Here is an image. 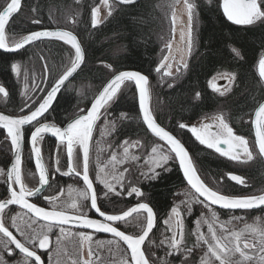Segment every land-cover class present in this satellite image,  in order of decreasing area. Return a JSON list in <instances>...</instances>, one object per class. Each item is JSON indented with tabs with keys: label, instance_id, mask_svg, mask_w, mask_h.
Here are the masks:
<instances>
[{
	"label": "trees",
	"instance_id": "obj_1",
	"mask_svg": "<svg viewBox=\"0 0 264 264\" xmlns=\"http://www.w3.org/2000/svg\"><path fill=\"white\" fill-rule=\"evenodd\" d=\"M9 1L0 0V11ZM99 1L24 0L20 11L7 27L6 38L10 44L12 40H18L38 29L66 28L79 37L85 50L84 64L52 105L55 111L52 112L50 109L52 115L49 116L47 113L45 116L48 118H43L41 121L55 123L57 126L64 125L69 119L87 109L99 89L111 76L125 69L137 70L149 77L151 109L155 119L185 144L194 158L199 175L208 186L232 196L252 195L264 191V161L256 151L251 131L252 112L264 99V80L260 78L257 68L259 56L264 50V22L258 21L254 25H236L225 16L221 0H193L198 18L196 49L188 61L184 74L172 84L160 85L156 79V68L159 64L161 42L168 33L170 35V25L164 22L159 9L163 0H140L129 5L116 3L112 14L93 27L92 10ZM73 57V49L56 40L37 42L14 54L0 51V86L7 93L0 103V110L13 115L29 112V109L24 107L27 103L21 95V84L13 72V64L21 65V71L28 76V84L44 88L35 103L32 102L33 109L53 82L70 66V60ZM221 71L234 74L232 88L224 96L217 95L208 85L209 79ZM78 85H85L88 88L79 95ZM22 108L23 111H21ZM219 111L224 112L227 122L236 134L248 137L251 142L255 158L251 162L253 164L248 163L243 167L247 186L239 187L226 178L228 172L237 171L240 165L238 166L234 160L220 156L212 149L199 145L187 128L179 127L181 123L190 127L191 123L201 116ZM103 117L114 121L111 133V138L114 140L113 150L125 140L139 139L146 145L152 140L161 143L142 124L137 109L135 89L131 83H126L121 88L118 99L108 108L107 113L101 115L98 123ZM32 128L30 126L25 129L26 138ZM95 134L91 143L90 157L93 152ZM44 142L45 159H52L55 156L59 164L64 165L65 171L67 161L64 145H61L59 151L55 148L56 144L52 139L45 138ZM77 151L80 153L81 167L78 171L81 172V150L77 148ZM117 155L118 160L113 161L110 158L109 161L111 162L109 167L114 171H117L121 162V167L125 166L127 170L131 169V164H136L137 160L131 159L129 153H125L123 158L118 153ZM10 157L9 140L5 132L0 129V170L2 172L7 168ZM25 159V170L30 179L28 186L34 188L37 185V178L34 175L29 152H26ZM73 162L77 165L75 155ZM169 167L170 171L167 172L156 169L161 174L158 178L151 180L131 169V178L125 177L126 184L133 181L144 193L142 197H137L135 194L129 196L124 190L119 192V195L113 192L105 196V192L96 185L98 204L105 213H119L139 202H147L153 207L157 215V224L144 246L150 264H182L185 259L196 260V247L190 256L182 253L169 256L167 255L169 246L161 244V231L164 229L162 219L173 207L176 193L182 188L188 189L176 163L170 162ZM90 174L95 181L92 170ZM70 180L73 179L70 177L60 181L59 177L53 178L50 181L51 186L47 187L43 196L55 195ZM189 191L196 197L190 189ZM84 203L89 207V200ZM36 204L50 207L45 200ZM9 210L12 212L13 208ZM215 210L220 221L230 225L264 217V208L233 212ZM19 212L23 213V211ZM198 215V211L194 210L186 218L185 239L182 247H193L196 244V238L191 233L194 231V222ZM234 216H242L244 219L234 220L232 219ZM133 217L116 226L126 233L140 234L141 229ZM35 224L40 223L35 220ZM93 236L106 242L111 241L110 243L119 245L127 253L123 245L114 238L97 234Z\"/></svg>",
	"mask_w": 264,
	"mask_h": 264
},
{
	"label": "snow or ice",
	"instance_id": "obj_2",
	"mask_svg": "<svg viewBox=\"0 0 264 264\" xmlns=\"http://www.w3.org/2000/svg\"><path fill=\"white\" fill-rule=\"evenodd\" d=\"M188 9V49L191 51L193 47V9L194 4L188 3L185 0ZM107 3V0H105ZM120 3L130 4L134 3V0H120ZM21 7V0H10L6 7L0 11V50L9 52H15L23 49L26 45L32 44L35 41H41L43 39H54L63 41L65 44L71 45L74 49V57L70 60V66H68L62 75L51 85L50 90H47L46 95L42 98V102L38 107L32 110L30 104H25L24 107L29 109L30 114L19 115L13 117L11 115L0 114V127L7 130V136L11 138V143L15 149V161L11 165L10 171L7 172L8 181V193L9 195L0 200V213L4 212V209L8 205H19L22 209H26L28 213H31L34 217L45 221V229L39 233H33L31 236H26V243L21 242L13 235L9 228L5 226V221L0 217V233H2L8 239L0 241L3 249L7 251L8 255H12V249L8 246L14 244L15 248L20 253L24 254L27 258H33L35 264H42L41 256L37 255L35 249L47 250L50 246V234L54 229H58L60 234H65L68 230L66 225H74L82 229H93L97 233H110L114 237L123 241L127 248L130 250L131 264H149V259L146 258L145 252L141 250V246L145 243V240L149 237V233L152 232L155 225L156 214L153 207L147 202H139L128 211H124L122 214H106L97 205L98 193L93 188V182L89 178V164H90V141L96 122L100 119L101 115L107 113L108 108L116 102L118 94L121 93L122 85L125 82H132L135 89L138 92L139 108L143 115V122L147 125V128L154 134L155 137L163 141L164 144L159 146L160 155L151 161L149 171L142 173L146 179H156L161 174L156 169H161L162 172L170 171L169 163L178 162L187 184L194 190L197 197H194V202L201 204L204 208H207L211 212V222L207 219L204 223L208 225L207 235L200 230L201 221L195 222V230L191 233L196 238V244L193 247H182L184 239V221L182 218L181 210L177 207L171 208V216L169 220L174 219L175 229L169 243V252L167 255L172 256L177 253H182L185 256H190L193 253L195 247H199L200 244L207 246V251L202 259L201 264H213V261L219 262V264H244V262L252 261L253 257L248 255L245 249H255L257 244L244 241L243 247H241V238L244 235L243 232L232 231L227 227L226 222H221L217 211L212 206H218L224 210H250L264 206V194L262 195H248L243 197H236L229 194H224L219 190L206 185V183L198 175V169L195 165V161L185 144L181 139L171 134V132L161 127L155 120L152 110L149 107L150 101V83L147 75L140 72H126L121 71L115 74L114 77L107 83L103 90L95 97L94 102L91 104L90 109L86 114H80L77 118L67 123L63 128L56 126L55 123H43L39 117H44L45 113L49 116L55 109L52 108L54 101L57 100L58 94H61L62 87L73 76V74L81 67L85 61V50L82 48L80 41L70 31L63 30H43L35 31L28 35L23 36L21 39L14 40L11 44L5 38V27L9 22L10 17L16 13ZM223 12L227 19L236 25H254L256 22H264V0H223ZM111 14V13H109ZM39 23V21H34ZM99 23L98 9H94L92 12V24L95 27ZM183 39V35L181 37ZM234 51H236L234 49ZM237 55L239 52L237 51ZM168 57H164V61H167ZM160 67H164L162 62ZM160 67L156 69L160 71ZM187 68V64H184ZM12 68L15 72H19V65L13 64ZM171 69V65H168ZM47 71V67L45 69ZM180 69L177 68V72ZM259 76L264 80V57H261L258 63ZM166 76L172 75L171 71L164 73ZM171 86V85H170ZM38 87V86H37ZM218 90V89H217ZM0 93L7 95L5 89L0 87ZM29 100L32 97H28ZM35 103V101H32ZM52 109V112L49 110ZM104 110L102 113L101 110ZM23 111V108L21 109ZM35 122V123H33ZM26 125H31L34 131L30 133L31 152L35 157V167L39 172V185L40 187L30 189L25 183V179L21 176V154L20 149L24 139V132ZM255 126V147H258L259 154L264 155V103H260L255 110V119L253 120ZM181 129L187 128L188 131L195 138V141L199 145L205 146L207 149H212L215 153H218L222 157H227L230 160H239L243 154L248 159L252 158V151L249 148L248 140L234 133L233 128L227 122L223 115L215 118L213 124H201L198 126H188L186 124H179ZM50 133L55 137L60 145H66L68 156V172H64L63 175H69L75 173L79 176L81 173L77 170V167L73 166V158L77 165L80 163V153L77 148L82 150V169H83V182L86 185V190L80 193L81 203L73 202L70 208L77 211V214H69L68 208L61 204L54 202L53 198L45 197L46 200L52 204V210H47L44 207L37 206L36 203H30L27 197H39L42 194L44 186H51L49 180V173L42 163V154L40 148V142L44 139V134ZM127 144V141L125 142ZM139 146V142L133 144V147ZM158 148L153 146L151 153H157ZM124 152H128V148H124ZM133 160L140 159L139 156H133ZM112 160L116 161L115 155L112 156ZM57 171H60L57 168ZM103 171V170H102ZM127 171V169H125ZM2 172V170H0ZM112 181H115L121 188L127 191L129 196L135 194L137 197L144 196V193L139 187L125 186L123 173H112ZM230 179L237 183H244L243 179L236 175L230 174ZM97 180L103 184L107 192L115 190V184L108 180L107 176L97 175ZM12 183L18 184L19 191H16L12 187ZM119 195V193H117ZM202 197L203 199H199ZM90 200L91 209L103 217V221L100 219H92L87 215V205L83 201ZM192 208L190 206L185 207L186 213H191ZM133 213L136 215L133 217ZM146 213V216L144 215ZM133 217V220L140 227L142 234H125L124 231L119 230L118 227L113 226L115 222L126 221V218ZM12 227L21 231L16 224V217L12 218ZM234 220H243L244 217H232ZM259 219V218H257ZM168 223V221H165ZM264 225V221H261ZM217 226L219 227V234L217 232ZM171 231L172 229L169 228ZM252 233L259 236V264H264V226L251 228ZM21 235H25L21 231ZM76 235L80 238L81 247L84 242H91L93 240L92 234L84 231H79ZM61 238L57 236V241ZM111 242V241H110ZM164 241H161L163 244ZM32 246L30 250L29 246ZM236 254H239L243 260L235 259ZM89 257L96 255V252L91 246L88 249ZM59 256V252L57 253ZM51 264V254H50ZM0 264H7L3 255H0ZM24 264H28V260H25ZM56 264H60L59 260ZM71 264H78L76 259H72ZM83 264H89V261H84ZM122 264H129L128 260H124ZM182 264H190L185 259Z\"/></svg>",
	"mask_w": 264,
	"mask_h": 264
},
{
	"label": "rangeland",
	"instance_id": "obj_3",
	"mask_svg": "<svg viewBox=\"0 0 264 264\" xmlns=\"http://www.w3.org/2000/svg\"><path fill=\"white\" fill-rule=\"evenodd\" d=\"M187 2L194 4L193 0H187ZM115 7H116V2L114 0H107V3H105V0H100L99 3L93 8V10L98 9V19H99L98 24L106 20L112 14ZM159 9L162 13L164 22H166V24L169 23L170 25V35L168 33L167 37H164L163 41L161 42L159 64L157 68L160 67L162 62L164 63V67H160V71L156 73V79L160 85H164V84L169 85L174 83V81H176L184 74L186 70L184 64L186 63L188 66V61L196 49V29L198 26V18H197L196 9L194 7L193 31H192L193 47L191 51H189L188 35H187L188 9L185 0H163L160 4ZM182 35H183V39L181 38ZM165 56L168 57L167 61H164ZM261 57H264V50L259 56V60ZM15 64L19 65V72L17 73L14 70L13 72L15 76L19 79V82L21 84V95L25 100V102L31 105L32 101L33 100L35 101L38 98V96L42 92V89L44 88L43 86H39L40 88H38L37 85L33 86L28 84L27 74L21 71L22 67L19 63H15ZM169 64L171 65V69L168 68ZM177 68L180 69L179 72H177ZM166 71H171L172 75L170 76L164 75ZM219 81H223L222 86L218 85ZM233 83H234V74L226 73V72H218L214 74L213 77L210 78L208 81L209 87L213 91H215L217 95L220 96H224L225 94H227L231 90ZM87 88L88 87L85 85H78L77 93L81 95L85 92ZM5 96H6L5 94L0 93V103L2 102ZM29 96L32 97L31 100L28 99ZM221 115H223L227 120L224 112L219 111V112L208 113L201 116L199 119L191 123V126L195 125L199 127L201 124H213L215 122V118ZM113 128H114L113 120L107 117H103L99 121L95 131L96 138L94 140L93 152L90 157L89 166H91L90 170L94 172V179L97 187L102 189L104 192H107V189H105L103 184H101L97 180V175H101V176L106 175L108 180L116 185L115 190L113 191L114 193L123 192V190L127 193V191L121 188L118 183L112 181L111 174L114 172L123 173L125 186L131 185L136 187V184L133 181L126 184L127 178H131V172H132L131 169H133L136 172H140L141 174L148 172L149 167L151 165V161L160 155L159 146L162 145V143L152 140L148 145H146L145 143H143V141L139 139L125 140L119 145L117 149L113 150L114 140L111 138V133L113 131ZM126 141L127 144L125 143ZM136 142H139V146L133 147V144H135ZM153 146L158 148V151L155 154L151 153V148ZM125 147L128 148L127 153H129L131 157L139 156L140 159L136 161V164L133 165L131 164V169H128L127 171H125L126 168L125 166H124L125 168L123 166L121 167L122 162L119 163L120 166L118 167L117 171L116 170L114 171L113 169L110 168L111 167L110 165L111 162H109L110 158H112V156L115 155L118 160L119 156L117 155V153L123 158V155L125 154L124 152ZM249 148L252 149L251 146H249ZM139 161L141 162L138 164ZM45 162L47 163L49 169L53 170L54 172L57 171V168H59L60 171L64 168V165L59 164L55 156L52 159L46 158ZM76 167L77 170L81 169L80 165H76ZM1 174L2 172H0V175ZM125 177L127 178L125 179ZM84 190L86 189L82 188L79 184H76V182L73 184H69L68 186L66 185L63 187V189L59 190L58 193H55L59 195L56 197L57 199L55 198L54 202L65 206L66 208H68V211L75 213L77 211L71 209L70 205L73 202H76L78 204L81 203L80 193ZM113 192H109V193H113ZM84 202L86 201H83V203ZM50 206H52V204H50ZM186 206H190L192 208L191 213L194 210L198 211L199 215L196 218L195 222L197 220L201 221L200 230L207 235L208 225L204 223V220L207 219L209 222H211V212L207 208H204L201 204L194 202V196L189 191V188L188 189L182 188L175 195L173 207H177L178 209L181 210L182 218L184 221V239H185V220L191 214L185 212ZM88 213H89V207L87 206V214ZM171 215H172L171 211H169L167 215L162 219V226L164 229H162L161 231V237H162L161 241H164V244L167 246H169L168 241L171 239L173 232L176 231L174 219L169 220V217ZM13 216L16 217V224L19 227V229L24 232L25 235H21V231H18L17 228L14 229L17 231L18 235L25 243H26V236H31L33 233H39L45 229V226L43 225L39 226L38 224H35L34 220H30V218L20 213L19 211L15 212L13 215H10L9 218L7 219V221L11 224V226H12L11 218ZM257 218H252L251 220L246 222L241 221L236 223L235 225L227 224V227L230 230L244 233V235L241 238V247H243V243L245 240H247L249 243L257 244V247L255 249L244 250L248 255L253 257L252 261L244 262V264H259L258 257L259 255H261L258 246L259 236L258 234L252 233L251 228L264 226L261 224V221H264V217H257ZM165 221H168V223H165ZM169 228H171L172 230L170 231ZM67 230L68 231L65 234H60L58 229H54L53 230L54 232L50 234V246L46 250V256H47L46 264H50V259H49L50 254H51V264H56L57 260H59L60 264H71L72 259H76L78 261V264H83L84 261H89V264H122L124 260H128L129 264H131L128 254L123 249H121L119 245L115 243L113 244L110 242H106L99 238H95L92 233L86 232L92 234L93 240L91 242H84L81 247L80 238L76 235V233H78L79 231L72 229H67ZM217 232L219 234L218 226H217ZM58 235L61 236L59 241H57ZM5 240L6 239H4L3 236L0 234V241H5ZM89 246L93 248V250L96 252V255L89 257L88 255ZM8 247L12 249L10 245ZM206 251H207L206 245L200 244L199 247H196L195 248L196 260L194 259L188 260L190 264H201ZM58 252H59V256H57ZM0 255H3L4 260L7 262V264H24L26 260L20 257L16 258V260L12 259L11 257L13 255V250H12V255H8L7 251L3 249L2 245H0ZM234 258L239 259L240 258L239 254H236V257ZM213 264H219V262L213 261Z\"/></svg>",
	"mask_w": 264,
	"mask_h": 264
},
{
	"label": "water",
	"instance_id": "obj_4",
	"mask_svg": "<svg viewBox=\"0 0 264 264\" xmlns=\"http://www.w3.org/2000/svg\"><path fill=\"white\" fill-rule=\"evenodd\" d=\"M23 1L24 0H21V6H22V3H23ZM116 3H118V4H121V5H129V4H123V3H120V0H114ZM140 0H134V3H136V2H139ZM10 2V1H9ZM8 2V3H9ZM134 3H130V4H134ZM7 5V4H6ZM6 5L4 6V7H6ZM222 5H223V0H222ZM4 7L1 9V11L4 9ZM20 9H21V7H20ZM20 9L16 12V13H14L13 15H12V17H10V19H9V22H8V24L6 25V27H5V38H6V31H7V27H8V25H9V23H10V21L13 19V17L20 11ZM43 30H50V31H54V30H63V31H70V32H72L76 37H77V39L80 41V39H79V37L73 32V31H71V30H69V29H66V28H43V29H38V30H35V31H43ZM35 31H32V32H35ZM32 32H30V33H32ZM30 33H28V34H30ZM28 34H26V35H28ZM25 36V35H24ZM23 37V36H22ZM21 37V38H22ZM20 38V39H21ZM6 40H7V38H6ZM46 40H50V39H43V40H41V41H46ZM52 40H54V39H52ZM41 41H35V42H33L32 44H35V43H37V42H41ZM56 41H59V40H56ZM60 42H63V41H60ZM64 43V42H63ZM81 43V42H80ZM32 44H29V45H26L23 49H25V48H27L28 46H30V45H32ZM68 45V44H67ZM70 47H71V45H69ZM81 46H82V44H81ZM72 48V47H71ZM82 48H83V46H82ZM23 49H20V50H17V51H15V52H9V51H5V50H0L1 52H3V53H8V54H14V53H17V52H19V51H21V50H23ZM73 52H74V49H73ZM84 64V63H83ZM82 64V65H83ZM82 65H81V67H82ZM80 67V68H81ZM79 68V69H80ZM79 69H77V71L73 74V76L69 79V81H67L66 82V84H65V86L64 87H62V90L66 87V85L70 82V81H72V79L75 77V75L77 74V72L79 71ZM121 71H126V72H140V71H137V70H132V69H125V70H121ZM121 71H119V72H121ZM119 72H117V73H115V74H118ZM141 74H143L142 72H140ZM114 74V75H115ZM62 75V74H61ZM114 75L113 76H111L104 84H103V86L99 89V91L97 92V94L94 96V98L92 99V101L90 102V104L88 105V107H87V109L83 112V113H80V114H86L87 113V111L90 109V107H91V104L94 102V99H95V97L96 96H98L99 95V93L103 90V88L107 85V83L108 82H110V80L114 77ZM145 75V74H144ZM59 78V77H58ZM57 78V79H58ZM56 79V80H57ZM55 80V81H56ZM55 81L53 82V84L55 83ZM223 81H219V83H222ZM126 83H131L132 85H133V87H134V84L132 83V82H125V84ZM124 85H122V87H123ZM51 87V86H50ZM50 87H49V89L48 90H50ZM134 89H135V87H134ZM62 90H61V92H62ZM47 92V91H46ZM135 94H136V101H137V109H138V113H139V116H140V119H141V121H142V124L144 125V127H145V129L153 136V137H155L154 136V134H152L151 133V131L147 128V125L143 122V115H142V113L140 112V108H139V97H138V92H137V90L135 89ZM46 95V93L43 95V97ZM59 95V94H58ZM42 97V98H43ZM42 98H41V100L38 102V104L35 106V107H38V105H39V103L40 102H42ZM55 102V101H54ZM260 103H264V99L263 100H261L259 103H258V105L255 107V109L253 110V112H252V116H251V131H252V139H253V141H254V145H255V126L253 125V120L255 119V110H256V108L259 106V104ZM54 104V103H53ZM35 107L32 109V110H34L35 109ZM149 107H150V109H151V98H150V101H149ZM103 110V109H102ZM102 110H101V112H102ZM152 110V109H151ZM0 114H2V115H11V116H13V117H16V116H19V115H13V114H10V113H7V112H4V111H2V110H0ZM25 114H30V112H27V113H25ZM47 113H45L44 114V116L46 115ZM80 114H78V115H76V116H74L73 118H71V119H69L64 125H62V126H58V127H61V128H63V127H65L66 125H67V123H69L70 121H72V120H74L75 118H77ZM21 115H24V114H21ZM44 117L42 116V117H39L38 119H40V120H42ZM155 118V117H154ZM156 120V119H155ZM156 122L161 126V127H164V126H162L157 120H156ZM33 123H35V122H33ZM43 123H46V122H43ZM97 124H98V121L96 122V125L94 126V130H93V134H92V139H93V136H94V133H95V130H96V127H97ZM31 125H26V126H24L25 127V129L26 128H28V127H30ZM57 126V125H56ZM165 128V127H164ZM0 129H2L4 132H5V134H6V136H7V130L6 129H3L2 127H0ZM165 130H167V131H169L168 129H166L165 128ZM31 131H34V128H32V130ZM169 132H171V131H169ZM31 133V132H30ZM171 134H173L172 132H171ZM174 135V134H173ZM174 136H176V135H174ZM44 137H46V138H49V139H52L56 144H59V142H58V140L55 138V137H53L50 133H46V134H44ZM177 137V136H176ZM7 138H8V140H9V143H10V147H11V157H10V161H9V164H8V166H7V168H6V170H5V185H6V187H7V190H8V183H10L9 181H8V177H7V172L8 171H10V169H11V165L14 163V161H15V149H14V147H13V145H12V143H11V138L10 137H8L7 136ZM156 139H158L159 140V138H157V137H155ZM178 138V137H177ZM92 139H91V141H90V144H89V147H90V150H91V143H92ZM179 139V138H178ZM160 141V140H159ZM162 144H164V142L163 141H160ZM24 145H25V135H24V139H23V143H22V145H21V149H20V154H21V161L23 160V148H24ZM28 146H29V149H30V152H31V143H30V134H29V137H28ZM64 147H65V156H66V161H67V172H68V156H67V150H66V145H64ZM256 148V151H257V153L259 154V150H258V147H255ZM41 154H42V152H41ZM81 156H82V150H81ZM259 156H260V158L264 161V155H260L259 154ZM31 160H32V165H33V167H34V170H35V173H36V176H37V185L34 187V188H31V189H35V188H38V187H40V185H39V172H38V170L36 169V167H35V157H34V154H32V152H31ZM42 163L44 164V166H45V168L47 169V166H46V163H45V161H44V158H43V155H42ZM176 165H177V167H178V169H179V172H180V174H181V176H182V179H183V181H184V183H185V185L194 193V190H192L191 189V187H190V185H188L187 184V181H186V179L184 178V176H183V173H182V171H181V169L179 168V164H178V162H176ZM74 166V165H73ZM21 168H22V163H21ZM47 171H48V169H47ZM48 173H49V171H48ZM69 175H71V176H75L76 178H78L80 181H81V183L84 185V187L86 188V185L84 184V182H83V179H82V176H83V169L81 170V174L79 175V176H77L75 173H70ZM198 175H199V173H198ZM231 175H235V174H231ZM21 176H22V171H21ZM201 177V176H200ZM89 178H90V180H92L91 179V177H90V174H89ZM228 178L230 179V174L228 175ZM202 179V178H201ZM49 180H50V174H49ZM203 180V179H202ZM231 180V179H230ZM233 181V180H232ZM92 182H93V180H92ZM14 185H15V187L13 186V183H12V187L16 190V191H19V185L18 184H15L14 183ZM207 185V184H206ZM208 186V185H207ZM47 187L48 186H44V188H43V190H42V194L45 192V190L47 189ZM210 187V186H209ZM93 188L96 190V186H95V184H94V182H93ZM97 191V190H96ZM262 194H264V191H262V192H260V193H257V194H252V195H262ZM8 195H9V193H8ZM194 195H196V197L198 196V194H195L194 193ZM243 196H248V195H243ZM243 196H236V197H243ZM36 197H27V199H28V201L30 202V203H34L33 202V200L35 199ZM199 199H203L202 197H200ZM137 204V203H136ZM136 204H134V205H132L131 207H129V208H127L126 210H124V211H128L130 208H132V207H134ZM97 205H98V207H99V204H98V201H97ZM37 206H39V207H44V206H40V205H38L37 204ZM89 206H90V200H89ZM10 207H13L14 209H18V210H21V211H23V212H25L26 214H28L30 217H32L33 219H35V220H37V221H39V222H41V223H44V224H46V222L45 221H42V220H40V219H38V218H36V217H34L31 213H28L27 212V210L26 209H22L19 205H8L5 209H4V211L5 210H7L8 208H10ZM214 209H217V210H222V211H230V210H224V209H220V208H218V206H212ZM44 208H46L47 210H52V208H48V207H44ZM262 208H264V206H261V207H259V208H254V209H250V210H235V211H255V210H259V209H262ZM90 211H91V215H88V217L89 218H92V219H100V220H102L103 221V217H100L99 216V214L95 211V209H91V207H90ZM124 211H122V212H119V213H114V214H122ZM231 212H233V211H231ZM154 213H155V211H154ZM1 214L2 213H0V217H1ZM69 214H71V215H75V214H77V213H74V212H70L69 211ZM106 214H112V213H106ZM156 214V213H155ZM134 215H136L135 213H133V216ZM145 216H146V213H145ZM132 217H128V218H126V221L127 220H129V219H131ZM122 222H125V221H121V222H115L114 224H113V226H116V224H118V223H122ZM156 224H157V215H156V219H155V225H154V227H153V230L155 229V226H156ZM117 227V226H116ZM65 228H67V229H72V230H78V231H84V232H89V233H93V234H97V235H100V236H104V237H112V238H114L115 240H117L119 243H121L122 245H123V247L126 249V251H127V254H128V257H129V260H130V250L127 248V245L123 242V241H121V240H119V238H117V237H114L112 234H110V233H97V232H95V230H93V229H82V228H79V227H77V226H74V225H66L65 226ZM119 230H121L120 228H119ZM153 230H152V232H153ZM9 231H11L12 233H13V235L14 236H16V238L17 239H19L18 237H17V235L12 231V230H10L9 229ZM121 231H123V230H121ZM125 232V231H124ZM152 232L151 233H149V237L151 236V234H152ZM2 234V233H1ZM125 234H129V233H126L125 232ZM140 234H142V232H140ZM3 235V234H2ZM4 236V235H3ZM5 237V236H4ZM149 237L145 240V243L141 246V250L142 251H144V246H145V244H146V242L148 241V239H149ZM6 239H8L7 237H5ZM20 240V239H19ZM13 246H14V248H15V245L14 244H12ZM16 249V248H15ZM30 250H31V248H30ZM16 251L18 252V253H20L19 252V250L18 249H16ZM145 252V251H144ZM21 255H23L24 256V254H22V253H20ZM37 255H39L38 253H37ZM145 256H146V254H145ZM146 258H147V256H146ZM30 260H32L34 263H35V261H34V259L33 258H29ZM41 261H42V264H45V261L42 259V257H41ZM130 263H131V261H130ZM149 264H150V262H149Z\"/></svg>",
	"mask_w": 264,
	"mask_h": 264
},
{
	"label": "flooded vegetation",
	"instance_id": "obj_5",
	"mask_svg": "<svg viewBox=\"0 0 264 264\" xmlns=\"http://www.w3.org/2000/svg\"><path fill=\"white\" fill-rule=\"evenodd\" d=\"M222 1V0H221ZM221 72H226V73H230V72H227V71H221ZM218 73V72H217ZM213 77V76H212ZM211 77V78H212ZM214 85H215V83H214ZM218 85L219 86H222L223 85V82L222 83H218ZM211 89V88H210ZM212 90V89H211ZM213 91V90H212ZM213 92H215V91H213ZM234 131V130H233ZM31 132V131H30ZM30 132H29V134H30ZM234 133H235V131H234ZM29 134L27 135V138L25 137V145H24V148H23V160H22V168H21V171H22V179H25V177H26V179H25V183H26V185H27V187L28 188H32V187H30V186H28V182H29V177H28V174L26 173V170H25V163H26V159H25V156H26V152H29L30 153V155H31V152H30V149H29V146H28V137H29ZM236 134V133H235ZM238 135V134H237ZM242 136V135H241ZM243 137H245V136H243ZM46 137H44V139H45ZM247 140H248V142H249V146H251V142H250V140H249V138L248 137H245ZM44 139H43V141H41L40 142V148H41V152H42V155H43V158H44V161H45V157H44V154H43V146H44ZM56 144V143H55ZM57 150H61V145L60 144H56V147H55ZM250 150H252V149H250ZM214 151V150H213ZM218 154V153H217ZM254 158H255V154H254V152L252 153V158L251 159H248L246 156H244L243 154L241 155V158L239 159V160H234L237 164H238V166L240 165V168H238V170L237 171H231V172H228L227 174H226V178L231 182V183H233V184H235V185H237V186H241V187H244V186H247L248 185V183H247V178L244 176V170H243V167H245V165H247L248 163L250 164L251 162H253V160H254ZM46 163V162H45ZM251 164H253V163H251ZM73 165H74V167H76V164H74V162H73ZM33 166V165H32ZM46 166H47V169H48V171H49V174H50V181H52V179L53 178H56V177H59V179H60V181L61 180H63V179H69L70 177L73 179V180H70L69 182H68V184H66L67 186L69 185V184H73V183H75L76 182V184H78L79 183V185L82 187V188H84V189H86L85 187H84V185L81 183V181L78 179V178H76L75 176H71V175H63V173L64 172H67V169L65 170V171H56V172H54L53 170H51V169H49V167H48V165H47V163H46ZM6 170V169H5ZM5 170L2 172V174L0 175V200H2L3 198H5L6 196H8V190H7V187H6V185H5ZM81 173V172H80ZM89 174H90V166H89ZM229 174H235L236 176H239V177H241L242 179H243V181H244V183H237L236 181H232V180H230L229 178H228V175ZM34 175L36 176V173H35V170H34ZM90 177H91V174H90ZM36 178H37V176H36ZM91 179H92V177H91ZM93 180V179H92ZM94 182V184H95V186H96V182L95 181H93ZM13 186L15 187V185H14V183H13ZM97 190V189H96ZM59 195V194H58ZM57 194H55V195H53V196H43V194H41L38 198L36 197L34 200H33V202L34 203H36V202H43L44 200L45 201H47L48 203H49V201L48 200H46L45 199V197H51V198H53V200H55V198L58 196ZM41 197V198H40ZM41 199V200H40ZM57 199V198H56ZM50 205V204H49ZM10 208H13V207H10ZM10 208H8L7 210H5L2 214H1V217L4 219V221H5V226L6 227H8L10 230H12L16 235H17V237L21 240V242H24L21 238H20V236L18 235V233H17V231L14 229V227H12L11 226V224L7 221V219L9 218V216L10 215H13L15 212H18V211H21V210H18V209H14L13 208V210H12V212H10ZM49 208H52V206H50ZM71 212V211H70ZM89 212L90 213H88L87 215H90L91 214V211H90V206H89ZM22 214H24L25 216H27L28 218H30V220H33V218L32 217H30L28 214L26 215V213L25 212H23ZM37 221V220H36ZM34 222H35V220H34ZM38 223H40L39 224V226L40 225H43V226H45L46 224H44V223H41V222H39L38 221ZM185 227H186V220H185ZM54 232V231H53ZM52 232V233H53ZM1 234V233H0ZM2 235V234H1ZM3 236V235H2ZM3 238L4 239H6L4 236H3ZM7 240V239H6ZM10 245V247L12 248V250H13V255H12V259H14V260H16V258H23V259H26V260H28V264H35L32 260H30L29 258H27V257H25V256H23V255H21L20 253H18L17 251H16V249L14 248V246L12 245V244H9ZM26 246H29L31 249H32V246H30V245H27L26 244ZM36 251H37V253L42 257V259L45 261V264H46V262H47V256H46V250H42V249H35Z\"/></svg>",
	"mask_w": 264,
	"mask_h": 264
}]
</instances>
